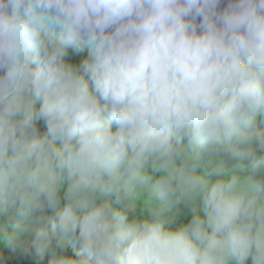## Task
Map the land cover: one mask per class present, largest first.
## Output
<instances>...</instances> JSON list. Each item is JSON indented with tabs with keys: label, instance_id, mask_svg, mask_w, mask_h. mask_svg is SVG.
<instances>
[{
	"label": "clouds",
	"instance_id": "9594fccd",
	"mask_svg": "<svg viewBox=\"0 0 264 264\" xmlns=\"http://www.w3.org/2000/svg\"><path fill=\"white\" fill-rule=\"evenodd\" d=\"M222 2L0 0V264H264V0Z\"/></svg>",
	"mask_w": 264,
	"mask_h": 264
},
{
	"label": "trees",
	"instance_id": "16d2710c",
	"mask_svg": "<svg viewBox=\"0 0 264 264\" xmlns=\"http://www.w3.org/2000/svg\"><path fill=\"white\" fill-rule=\"evenodd\" d=\"M87 52L83 53H75L72 50H69L68 55L65 57L66 62H69L71 64L77 65L86 58ZM38 107V104H37ZM38 127L41 132L46 131V127L44 126L42 121L38 122ZM4 256L6 258V264H34V262L29 258H22L15 256L9 252L7 248L3 249Z\"/></svg>",
	"mask_w": 264,
	"mask_h": 264
},
{
	"label": "water",
	"instance_id": "95a60500",
	"mask_svg": "<svg viewBox=\"0 0 264 264\" xmlns=\"http://www.w3.org/2000/svg\"><path fill=\"white\" fill-rule=\"evenodd\" d=\"M225 4H226V0H224V2L221 3L220 8L222 9L225 6Z\"/></svg>",
	"mask_w": 264,
	"mask_h": 264
}]
</instances>
